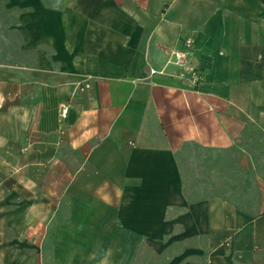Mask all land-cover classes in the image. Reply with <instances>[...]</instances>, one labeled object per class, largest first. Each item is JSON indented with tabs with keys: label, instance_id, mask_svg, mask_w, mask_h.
<instances>
[{
	"label": "crops",
	"instance_id": "obj_1",
	"mask_svg": "<svg viewBox=\"0 0 264 264\" xmlns=\"http://www.w3.org/2000/svg\"><path fill=\"white\" fill-rule=\"evenodd\" d=\"M256 129L261 0H0V264L257 263L264 188L191 201L180 162Z\"/></svg>",
	"mask_w": 264,
	"mask_h": 264
},
{
	"label": "rangeland",
	"instance_id": "obj_2",
	"mask_svg": "<svg viewBox=\"0 0 264 264\" xmlns=\"http://www.w3.org/2000/svg\"><path fill=\"white\" fill-rule=\"evenodd\" d=\"M180 162L184 191L189 200L219 195L237 206L245 205L248 199L258 201L259 188H264V130L246 132L233 147L223 152L190 149L184 152ZM257 249L260 257L255 264H264V240ZM179 250L180 246L174 245L156 256L144 249L142 261L137 264H163ZM27 264H38L37 249L30 252Z\"/></svg>",
	"mask_w": 264,
	"mask_h": 264
},
{
	"label": "built area",
	"instance_id": "obj_3",
	"mask_svg": "<svg viewBox=\"0 0 264 264\" xmlns=\"http://www.w3.org/2000/svg\"><path fill=\"white\" fill-rule=\"evenodd\" d=\"M195 51L194 40L191 37L185 38L183 40V48L182 50L175 53L176 64L183 68V70L189 75L196 78V74L194 73V68L190 63V59L193 57ZM86 87H88L86 85ZM66 114V108L60 112V118L63 119ZM63 134V132H61Z\"/></svg>",
	"mask_w": 264,
	"mask_h": 264
},
{
	"label": "trees",
	"instance_id": "obj_4",
	"mask_svg": "<svg viewBox=\"0 0 264 264\" xmlns=\"http://www.w3.org/2000/svg\"><path fill=\"white\" fill-rule=\"evenodd\" d=\"M264 3V0H261Z\"/></svg>",
	"mask_w": 264,
	"mask_h": 264
}]
</instances>
